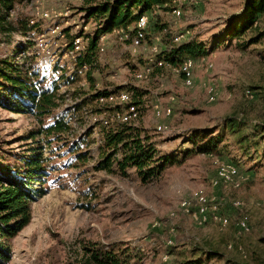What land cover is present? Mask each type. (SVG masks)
<instances>
[{"label":"rangeland","instance_id":"1","mask_svg":"<svg viewBox=\"0 0 264 264\" xmlns=\"http://www.w3.org/2000/svg\"><path fill=\"white\" fill-rule=\"evenodd\" d=\"M242 1L182 4L181 17L175 20L169 10H155L171 32L187 31L189 38L205 45L201 55L205 63L200 56L193 58L191 87H185L181 76L166 68L155 69L144 81L134 79L133 73L152 54L147 47L130 48L113 34H106L103 50L96 52V67L89 80L86 69L75 68L62 55L69 35L91 33L95 28L98 20L86 16L85 3L45 0L54 14L69 7L68 13L37 20L27 30L24 23L28 25L31 18L28 2L13 1V14L5 18L7 29H0V61L16 67L20 75L33 73L38 88L54 90L55 105L39 116L28 103H18V98L3 102L0 93V180H15V169L22 170V160L35 152L41 154L44 165L41 179L29 184L40 191L29 200L30 218L6 241L10 257L5 264H78L86 242L127 248L134 256L130 264L188 260L264 264V37L245 49L235 47L233 38L209 49L228 19L239 12ZM262 17L259 26L264 24ZM56 24L60 34H46ZM39 33L45 36L46 50L38 46ZM250 36L246 31L238 40ZM145 43L148 45L147 40ZM209 84L217 92L213 102L206 101ZM0 87L8 89L1 83ZM246 88L253 91L251 99L243 94ZM100 89H124L136 96L139 115L135 125L143 129L156 155L167 159L155 178L142 182L133 167L119 169V153L104 143L103 131L108 128L99 123L111 108L103 109L109 105L99 104L91 96ZM153 103L170 106V115L156 119ZM20 104L24 106L19 108ZM228 116L243 118L245 125L226 136L211 153L193 150L184 154L190 148L184 141L187 132L213 129ZM55 118H61L66 129L46 134L45 126ZM156 123L164 124L166 132L156 133ZM242 135L243 143L234 141ZM106 156L107 165L101 167ZM215 160H230L238 166L237 187L210 185ZM195 190L215 200L229 219L227 226L220 227L210 218L197 224L178 208V201ZM232 200L240 202L239 209L231 207ZM238 215L247 218V231L235 230ZM227 243L233 248L227 249ZM207 250L217 252L218 257L207 260Z\"/></svg>","mask_w":264,"mask_h":264},{"label":"trees","instance_id":"2","mask_svg":"<svg viewBox=\"0 0 264 264\" xmlns=\"http://www.w3.org/2000/svg\"><path fill=\"white\" fill-rule=\"evenodd\" d=\"M13 1L0 0V29L2 31L7 29L6 23L8 22H5V16ZM82 2L85 3L82 9L86 16L96 17L101 23L99 28L93 29L84 51L76 55L75 68L81 70V66L85 65V76L89 80L92 79L91 70L96 67L97 36L108 33L113 28L126 29L127 26L130 27L128 32L131 33L133 22L140 14L147 15L145 40L150 44L152 42L151 38L157 37L159 47L157 57L169 64L175 65L185 57H202L201 55L206 51L202 42L189 38V35L180 42L171 41L172 32L167 24L160 20L159 14L154 12L156 9L170 10L172 0H82ZM262 15L264 21V0H243L239 12L228 19L219 33L218 39L210 43L209 49H213L232 38L236 39L235 47L240 49H245L250 44L261 40L264 37V24L259 26L257 23L259 16ZM25 24L27 30L32 29V26L27 25V22ZM67 30L64 29L65 32ZM246 31H250L252 36L239 41L238 38H241ZM155 69L161 68H154L152 72ZM33 78V73L31 76L20 75L16 67L12 68L10 63L0 61V83L1 86L4 84L8 87V89L0 87L2 101L7 102V98L12 99V97L18 98L16 99L18 103H28L29 108H33L35 113L42 116L48 114L55 105L54 90H46L43 87L38 88L39 86L36 84V80H32ZM110 91L112 90H94L91 96L95 99L97 96L105 95ZM135 98L136 96L132 94L131 103L135 104ZM22 106L24 105L20 104L19 108H22ZM102 108L109 109L112 107L102 106ZM244 121L241 117L228 116L223 119L220 126L213 129L200 128L187 132L184 141L188 142L190 148L185 149L184 154L186 155L193 150L200 153H211L213 149H216L218 143L225 140L226 136H230L242 128L245 125ZM104 128L108 129L103 131V141L112 148V151L119 153L116 163L120 170L123 171L126 167H133L142 182L149 177L155 178L159 174L167 159L156 155L157 150L142 128L131 123H113L112 126L109 125ZM44 129L46 134H53L66 129V125L61 118H55ZM234 141L243 143L244 136L242 135ZM77 157H80V155L78 154ZM107 160V156L104 157L101 167L107 165ZM22 161L23 169H15L13 173L15 180L6 178L0 180V264H5L10 257V249L6 241L28 222L30 218L29 200L40 192L37 189H31L29 184L32 180L44 175V165L39 152L33 153L31 157ZM248 161L253 162L254 160ZM226 162L232 163L238 170V166L234 162L230 160H226ZM82 249L83 253L78 264H130V259L134 257L127 248H122L115 243L104 246L103 244L86 242ZM205 257L207 260L215 258L218 257V253L207 250L205 251ZM179 264L198 263L188 260L181 261Z\"/></svg>","mask_w":264,"mask_h":264},{"label":"built area","instance_id":"3","mask_svg":"<svg viewBox=\"0 0 264 264\" xmlns=\"http://www.w3.org/2000/svg\"><path fill=\"white\" fill-rule=\"evenodd\" d=\"M28 2V6L31 10V18L28 19V25L34 26L35 21H46L50 20L53 16L61 17L68 13L69 7L64 8L60 12H55L48 9L45 5V0H25ZM74 1V0H69ZM197 0H172V5L169 10V13L172 18L177 19L181 17L182 11L180 8L181 4H195ZM12 6L7 9V13L5 18L13 14ZM146 24H147V15L140 14L136 17L133 22V31L131 33L128 32L130 29L129 26L126 29L123 28H113L108 33L99 34L96 38V50L97 52L103 50V40L106 34H113L118 36L119 39L123 41H127L130 48L134 49L137 47H142L149 50L151 52V56H149L145 63L137 69L133 73V78L136 80L144 81L148 78L154 68H166L171 72L179 74L182 78V84L185 87L192 86V70L194 66V59L191 57H185L178 63L169 64L164 61L160 57H157L159 52V47L157 45L158 38H151V43L146 45L145 43V34H146ZM101 23L99 21L96 22L95 28H99ZM59 25L56 24L50 28L46 34H60ZM62 33H64V29H62ZM67 43L64 42V50L62 55L67 57L69 61L75 66L76 55L83 52L87 43L89 42L92 32L86 33L77 32L71 34ZM187 31L184 32H172L171 41L172 42H180L187 38ZM62 36V35H61ZM45 36L43 33H39L38 35V46L43 50L47 46V42L45 41ZM46 50V49H45ZM57 59V58H56ZM201 62L205 63L204 57L199 58ZM206 66L210 67L211 63L206 62ZM82 69H86L85 65L81 66ZM243 94L246 98L251 99L253 97V91L249 88L244 89ZM131 91H126L124 89L112 90L105 95H100L95 98V101L99 104L109 105L112 108L108 111V115L99 119V123L103 127H107L113 123H136L138 117V108L137 105L131 103ZM217 92L212 85H207L205 87V96L207 102H213L216 99ZM153 116L156 119H159L162 116H168L171 113L170 106L161 107L157 103H153L151 105ZM154 131L159 134H163L166 132V126L161 123H156L154 125ZM215 172L213 177L210 179L209 183L212 187H216L219 185H231L232 187L238 186V170L230 162L226 161H217L215 160ZM231 207L238 208L240 207V202L238 200H232L230 203ZM178 208L181 209L183 213L189 215L193 221L197 224L205 223L209 218L218 223L220 227H225L229 223L228 217L221 213L218 208V204H216L213 198H208L203 192L195 190L192 191L187 198H182L178 201ZM235 230L237 233L247 231L249 226L247 222V218L245 216L240 215L233 223ZM227 249H232L233 245L231 243L226 244ZM240 250L239 247H237Z\"/></svg>","mask_w":264,"mask_h":264}]
</instances>
